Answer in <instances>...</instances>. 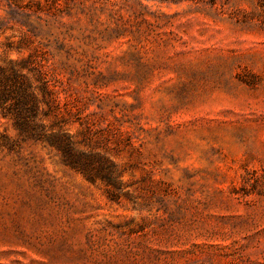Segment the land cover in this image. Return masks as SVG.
<instances>
[{"label":"rangeland","instance_id":"374dc122","mask_svg":"<svg viewBox=\"0 0 264 264\" xmlns=\"http://www.w3.org/2000/svg\"><path fill=\"white\" fill-rule=\"evenodd\" d=\"M12 67L115 181L0 105V264H264V0H0Z\"/></svg>","mask_w":264,"mask_h":264},{"label":"trees","instance_id":"16d2710c","mask_svg":"<svg viewBox=\"0 0 264 264\" xmlns=\"http://www.w3.org/2000/svg\"><path fill=\"white\" fill-rule=\"evenodd\" d=\"M0 70V105L5 109L7 103L11 102L10 108H14L15 125L21 133H27L43 142L48 141L61 153L67 165L82 173L90 181H96L98 177L104 181H115L113 176L115 167L108 164L107 158L77 148V142H74L63 125L58 122L53 124L51 126L53 133L46 135L44 126L33 124L31 120L36 114L40 101L34 93L28 76L13 67L10 71L4 68ZM38 74V79L42 83L40 86L42 93L49 94L47 83L43 81V73L38 71ZM42 102L48 104L46 98Z\"/></svg>","mask_w":264,"mask_h":264}]
</instances>
